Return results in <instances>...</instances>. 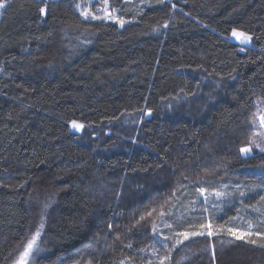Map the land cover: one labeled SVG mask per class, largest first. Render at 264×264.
Returning <instances> with one entry per match:
<instances>
[{
  "label": "trees",
  "instance_id": "obj_1",
  "mask_svg": "<svg viewBox=\"0 0 264 264\" xmlns=\"http://www.w3.org/2000/svg\"><path fill=\"white\" fill-rule=\"evenodd\" d=\"M0 2V264L40 200L33 264H264V152L240 151L264 102V0H108L123 26L80 0ZM221 185L219 211L185 212ZM161 221L204 235L160 242Z\"/></svg>",
  "mask_w": 264,
  "mask_h": 264
},
{
  "label": "rangeland",
  "instance_id": "obj_2",
  "mask_svg": "<svg viewBox=\"0 0 264 264\" xmlns=\"http://www.w3.org/2000/svg\"><path fill=\"white\" fill-rule=\"evenodd\" d=\"M3 4V2H0ZM78 9L80 12H88V16H95L97 18H104L107 21H111L117 23L121 26L120 23L117 22L119 18L115 15V12L110 8L108 0H80L78 3ZM2 8H0L1 11ZM233 33V32H232ZM231 33L230 39L237 43L240 48H248L250 47V41L247 43H243L240 38L234 37ZM264 116V102L260 103L255 111V121L253 123L256 124V130L254 135L252 136L253 140L256 143L264 144V124H262L261 117ZM78 124V123H77ZM71 128L77 132H80L82 128L77 129L73 127V123L71 124ZM254 147V146H253ZM259 150V149H258ZM253 150L249 153L250 154ZM241 186V185H240ZM228 185H221L216 189H202L203 192H199L197 198L193 199L189 208L185 211L187 213H198V214H205L209 216L210 212H214L215 210H220L221 206L226 203L227 197V190ZM231 190V189H230ZM219 192L221 195L217 196L216 193ZM37 209L34 210V214L32 216L34 222V228L32 233L29 235L28 239L23 243L18 253L13 258L10 264H33V258L35 255L38 256L39 253V245H40V238L44 232V225H45V214L44 212L47 210L48 206L40 200L36 202ZM261 209L259 208H252L251 211L249 210L246 213L248 219L242 218H235L232 220L231 223L227 225L228 229H233L238 233H244L245 235H249L254 231V228L257 226L254 222L249 220L250 218H255L258 222L262 221L261 217ZM209 224V222H208ZM213 231H217L216 227L213 226V223L210 222ZM43 225V227H41ZM251 225V227H249ZM171 226L167 224L165 221H161L154 229V235L160 242H170V239L176 238V234L174 231H171ZM40 231V235L36 240V244L33 247L32 252L21 262L22 254L24 253L28 242L33 238L37 231ZM194 232V231H193ZM207 233V229H206ZM244 235V236H245ZM168 239H165V238ZM179 239V237H178ZM182 239V237H180ZM36 256V257H37Z\"/></svg>",
  "mask_w": 264,
  "mask_h": 264
},
{
  "label": "snow or ice",
  "instance_id": "obj_3",
  "mask_svg": "<svg viewBox=\"0 0 264 264\" xmlns=\"http://www.w3.org/2000/svg\"><path fill=\"white\" fill-rule=\"evenodd\" d=\"M2 7H4V5L3 4H0V8H2ZM77 7H79V5ZM40 12L41 13H44L45 12V9L44 8H41L40 9ZM81 14L84 15L86 18L88 16V12H82ZM92 18L93 19H96L97 17L93 16ZM117 22L120 23L121 26H123V23H124L123 20H117ZM232 35L234 37L240 38L243 43H247L251 39V37L248 36L246 33L237 32L235 29L233 30ZM261 121H262V124H264V116L261 117ZM73 127L74 128H77V129H80V128L83 127V125L77 124L75 121H73ZM253 146L255 148L259 149L260 152H264V144H259V143H256L255 141H250L249 142V146L241 148L240 151L241 152H244V153H249V152L252 151V147ZM200 191L203 192L202 189ZM216 195L219 196V195H221V193L217 192ZM262 199H264V198H262ZM148 215L151 216V212H149ZM141 219H144V217H141ZM41 227H43V225H41ZM199 227H200V229H207V235H209V236L214 235V231L212 229L211 224H208V225L201 224ZM249 227H251V225H249ZM227 231L232 236H234L236 239H242V238H244V235H245L244 233H238V232H236L233 229H228ZM39 235H40V231L38 230L36 232V234L33 236V238L28 242V244L26 246V249H25L24 253L22 254L21 262H23L24 259L32 252L33 247L36 244V240L39 237ZM202 235H204V232L203 231L177 233L176 236L177 237H182V239H176L175 243L176 244H182L185 240H188L190 237L202 236ZM165 239H168V238L166 237ZM251 242L252 243H255L256 241L253 240ZM164 259H168V257H165ZM161 264H164V260H161Z\"/></svg>",
  "mask_w": 264,
  "mask_h": 264
},
{
  "label": "water",
  "instance_id": "obj_4",
  "mask_svg": "<svg viewBox=\"0 0 264 264\" xmlns=\"http://www.w3.org/2000/svg\"><path fill=\"white\" fill-rule=\"evenodd\" d=\"M239 51H240L241 53H243V52H245V49L239 47Z\"/></svg>",
  "mask_w": 264,
  "mask_h": 264
}]
</instances>
